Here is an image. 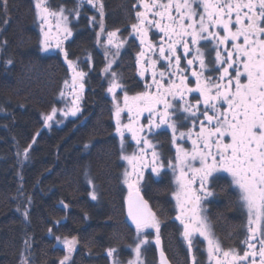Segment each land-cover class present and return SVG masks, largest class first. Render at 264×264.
<instances>
[{"label":"snow or ice","instance_id":"6c2138e0","mask_svg":"<svg viewBox=\"0 0 264 264\" xmlns=\"http://www.w3.org/2000/svg\"><path fill=\"white\" fill-rule=\"evenodd\" d=\"M87 3L96 7L95 0H87ZM140 6L144 11L136 13L138 23L132 24L133 32L139 34L140 44L146 45L148 51H155V46L148 40L150 27L154 25L163 33L167 37V49L162 44L159 55L167 61L168 67L157 73V60L149 57L147 67H144L138 58L140 76L143 78L151 69L152 83L145 85V91L133 96L125 91L123 106L115 95L116 89L122 87L116 82L115 73L108 88V92L113 93L116 133L121 139V151L124 150L125 130L131 133L137 145H144L139 155L134 153L121 157L132 168L131 172L125 171L124 182L129 189L128 218L135 225L139 241L133 249L136 259L130 260L129 264H143L140 260L141 246L149 241L146 236L140 237L146 229L156 230L155 242L157 248L160 247L159 221L148 201L141 196L139 187L144 176L143 168L151 166V171L159 175L165 167L163 164L157 165L159 156L155 151L152 152L151 165L145 159V149L153 147L149 139L141 135L146 126L140 123V118L145 112L148 113L149 133L160 125H167L172 130L176 155L175 162L170 160L167 167L172 170L176 185L173 197L178 214L175 219L183 225L182 235L189 251L193 247V238L198 234L207 241L208 264H264V0H140ZM79 7L77 5L71 11L79 15ZM35 8L36 16L41 21V50L48 51L54 46L64 53L67 60L60 33L64 34L63 39L72 35L68 27L69 16L65 15L69 10L64 7L53 10L48 0H36ZM201 8L202 11H199ZM4 9L7 11L6 0ZM99 10L103 31L102 4ZM50 18L56 20L55 34ZM45 25L48 26L47 31L44 30ZM116 36V31L108 32L107 43L119 49L122 43H114ZM97 37L99 42L100 33H97ZM201 40L214 42L216 67L209 68L211 62H206L209 52L198 46ZM177 45L183 46V57L177 55ZM221 46L226 56L222 54ZM139 55L143 57L145 52L142 50ZM182 59L187 61V68L181 67ZM67 62L73 73L74 90L77 78L82 79L85 74L76 71L72 61ZM197 63L199 71L194 68ZM189 69H193L191 77L195 79L194 87L189 86ZM217 70L221 72L218 79L205 76V71ZM65 85H68V81H65ZM153 86L155 91H152ZM195 93H198V98L193 96L195 105L186 102V96ZM61 96H64L63 92ZM177 98L181 102L179 106L173 103ZM201 104L202 111L199 107ZM56 111L53 108V114L45 117L46 125ZM78 111V108H73L63 114L75 116ZM124 112H127V124L122 123L121 114ZM181 112L187 114L182 119ZM190 119L192 127L186 132H179L180 140L186 137L191 142V149H188L177 143V131L179 127L186 126ZM197 121L199 130L194 131ZM24 152L27 156L28 149ZM223 174L230 178L231 186L238 191V199L248 214L249 235L243 241L247 245L243 255L234 248L225 250L213 237L206 218L200 215L201 202L215 195L211 185L224 178ZM92 198L96 199L95 194H92ZM76 243L75 238L63 240L69 253ZM115 252L114 248L108 249L110 257ZM160 257L161 264H166L163 250ZM68 260L69 256L66 255L60 264H66Z\"/></svg>","mask_w":264,"mask_h":264},{"label":"trees","instance_id":"16d2710c","mask_svg":"<svg viewBox=\"0 0 264 264\" xmlns=\"http://www.w3.org/2000/svg\"><path fill=\"white\" fill-rule=\"evenodd\" d=\"M68 1L49 0V6ZM6 2L7 11L0 0V264H60L66 255V264H110V248L116 249L112 257L123 261L131 229L121 203L124 187L112 103L99 79L105 63L93 45L101 16L92 22L89 10L83 9L71 25L73 38L63 43L67 60H76L90 80L79 114L62 127L45 128L44 116L54 108L69 71L61 55L39 52L33 0ZM101 2L104 29L99 41L109 30L134 20L126 0ZM165 187L161 181L148 186L152 191L144 196L154 197L160 247L176 264L184 257L168 217L172 207ZM91 191H96V199H91ZM235 216L231 199L224 195L217 212L219 239L235 237ZM65 238L77 241L70 253ZM143 261L156 262L151 244L144 249Z\"/></svg>","mask_w":264,"mask_h":264},{"label":"flooded vegetation","instance_id":"af4514ba","mask_svg":"<svg viewBox=\"0 0 264 264\" xmlns=\"http://www.w3.org/2000/svg\"><path fill=\"white\" fill-rule=\"evenodd\" d=\"M86 0H82V2H84ZM102 0H95L96 2V7H91L90 6V10L93 12L91 13V11L89 10V8H87L89 10V12L91 13V21L93 22L94 16L100 15V5L103 3L101 2ZM127 1V9L131 10L132 13L134 14V20L133 21H125L124 25H119L118 27L113 28V30H109L108 32L111 31H116L117 32V36L116 38H118L119 43H122L121 47H124L123 49V53L118 54V60L115 62V64L113 65V68L116 70V82L119 83L122 87L121 88H117L118 90H116V98L120 99L123 98L125 91L127 92V94L129 96H133L136 95L142 91L146 90L145 85L146 84H151L152 83V70H148L145 73V76L142 78L140 76V67H138L137 64V60L138 58L141 61V64L144 65V67H147V60L148 58H152L157 60V67H156V71L157 73H159V71H164L167 67H168V63L166 60H163L160 58L159 55V47L163 44V46L167 49V37H164L163 33H161L158 29L155 28V26H151L150 30L148 32V40L155 46V51H148L147 50V46H142L140 44V39H139V34L133 32L132 29V24L134 23H138L137 17H136V13L138 11H144L143 7L140 6V0H126ZM145 2H150V0H145ZM164 2H167V0H164ZM135 5V7H134ZM85 9V8H84ZM199 11H202V8L199 9ZM175 14V13H174ZM149 18H151V14L149 13ZM234 18V17H233ZM198 19V17H197ZM101 30V29H100ZM100 30L98 33H100ZM118 30V31H117ZM221 34H222V29L220 30ZM105 33V37L104 40L108 39L107 37V33ZM97 36V35H96ZM213 44L214 42L212 41H203L201 40L199 42L200 47H202V49H207L209 54L206 57V62L210 61L211 63H209V68H214L216 67L215 65V51L213 50ZM124 45V46H123ZM230 47V45H229ZM178 48V52L177 55L183 57L184 56V50H183V46L182 45H177ZM145 52V55L143 57H140V53L141 51ZM221 51L222 54L224 56L227 55L226 52H223V46H221ZM191 58V57H189ZM181 67L182 68H187V61L186 60H181ZM195 70L199 71V64L197 63L194 66ZM172 70H175V62L173 59V68ZM193 69H189L188 70V76L191 80V84L189 85L190 87H194L195 86V79L193 77H191V71ZM231 71V70H230ZM221 72L220 70L217 71H205V76H213L216 77L217 79L219 78ZM234 75V72L232 73ZM157 78H159L157 76ZM177 82H178V78ZM85 84V86H84ZM82 89L80 90L81 93L85 96L86 94V89H87V81L86 83H83ZM86 87V88H85ZM104 97L109 99L111 101V111L113 110V95L112 93L108 92L107 87L104 86ZM123 89V90H122ZM152 91H155V87L153 86ZM193 96H196L198 98V93L195 94H191V95H187L185 100L186 102H190L193 105H195L196 101L195 99H193ZM174 104H176L177 106L180 105V101L177 98L176 101H173ZM200 110H203V105L201 104L200 106ZM113 111L111 113V117H112ZM184 115H187L186 113H180V118L182 119ZM148 113L145 112L141 118H140V123L144 124L145 127V131L144 133H142L141 135L145 136L147 139H149L150 143L153 145L152 148H154L155 150H153L152 148H147L145 149V151L147 152V155L145 157V159L150 163L149 165H151V161H152V152L155 151L158 156L159 159L157 161V163L159 164H163L166 168V166L168 165V159L171 160L172 162L175 161V151L173 149L172 146V130L170 128L168 129H162V126L164 125H160L159 128H153L152 132L149 133L148 129H147V125H148ZM175 119V117H174ZM200 119H203V116L200 117ZM125 116L123 119V123H125ZM158 123V121H157ZM192 127V120H188L186 122V126L184 127H179L178 131H177V137L179 136V132L180 131H184L186 132L188 130V128ZM114 128V125H113ZM199 130V121L196 122V127L194 129V131H198ZM117 136L115 135V138ZM125 142H124V153L125 154H133V152L135 151L136 147L134 145V143H131L128 141V136H125ZM117 142V140H116ZM118 143V142H117ZM177 143H179L181 146H184L188 149H191V142L187 140V138L185 137V139L183 140V142H181L180 140H177ZM120 149H121V141L120 144L118 143V154L120 153ZM173 154V155H172ZM120 155V154H119ZM148 158V159H147ZM149 171L145 172V175L143 176L142 181L140 182V194L141 196H143V198L148 201L149 206L151 207L152 210H154V204H153V196L151 198H148L145 195L146 191H152V190H148V186L154 188V185L156 183H159L160 181L166 185V187L164 188V194L166 195V198L169 200L170 206L173 204V200H172V184H171V178L172 175L171 173H169V171L163 169L164 171H160V174L157 175L155 173H153L151 171V166ZM222 179L218 180L217 182H215L214 184L211 185L212 190L214 191L215 195L212 197H208L206 200L201 202V212H203L204 216L207 219L208 225L210 226V229L212 230V232L214 233V235L216 236V231H218V227L217 224L220 225L218 219H217V212L220 209V205L222 204V200H223V196L227 195L229 196V198L231 199V203H232V207L234 210V213H236V216L233 218L232 222H234V224L236 225V233H235V237L233 239H227V238H222L219 239V237H217V240L220 242L221 246L225 249L228 250L230 248H234L238 251V253L240 255H243V252L246 250L247 245L243 243V241L246 239V237L249 235L248 230H246V224H245V213L242 210V206H241V202L238 199V192L237 190L231 186V182H230V178L227 177V174H223ZM145 183H148V186L145 185ZM158 186V185H156ZM123 197V195H122ZM128 197V195L126 196V198ZM124 198V197H123ZM126 198H124V201L126 200ZM123 200V199H122ZM123 201V202H124ZM124 204V203H123ZM172 207V206H171ZM124 208V205H123ZM125 211V208H124ZM200 212V214H201ZM177 211L174 210V207L170 210L168 217L170 218V220L173 222V225L175 227V229L173 230V232L176 234V236H178V239L180 241L179 245V249H182L181 251V255L184 257L183 260H181V262H177L176 264H194V259H195V264H208V258L205 255V247H204V242L203 240L200 239V237H198L197 235L195 236V238H193V247L192 250L189 251L188 248V244L185 241V244H183L182 242V238H180V234L181 232L183 233V225L180 224V222L178 220L175 219L176 215H177ZM124 219H125V215H124ZM126 220V219H125ZM127 223V220H126ZM128 225V223H127ZM129 226V225H128ZM130 227V226H129ZM135 228V227H130V229ZM133 229L131 230L130 236H132ZM161 232V231H160ZM159 232V235H160ZM184 239V238H183ZM259 240V237H257V241ZM156 243V242H155ZM160 250H163L161 247L157 248V245L154 246V250H155V263L152 264H159V258H158V252ZM164 252V250H163ZM127 254L129 255L130 253L127 251ZM164 255L166 257V254L164 252ZM127 257V256H126ZM167 259V257H166ZM168 260V259H167ZM169 261V260H168ZM169 264H171V262L169 261Z\"/></svg>","mask_w":264,"mask_h":264},{"label":"rangeland","instance_id":"374dc122","mask_svg":"<svg viewBox=\"0 0 264 264\" xmlns=\"http://www.w3.org/2000/svg\"><path fill=\"white\" fill-rule=\"evenodd\" d=\"M68 2L69 3L63 2L61 4V6H57L56 5V2H55L54 3L55 7L54 6H50V8L53 9V10H59L61 7H64L65 9L69 10V11H66L65 12V15H68L69 16L68 27L71 29L72 35L70 37H68L67 39H63V35L64 34L63 33H60V37L63 40V43L64 42H67V41H70L73 38L72 37L73 36V29H72V26L71 25L73 24V22H76V20L80 18L81 11H83L84 8H89V10H90V6L93 7L92 5H89L87 3V0L84 1V2H82V0H69ZM35 3H36V0H33L34 17H35V28L38 31V39H39L38 40V49H39V52L41 54L45 55V56H53V55H56V54L61 55L60 57L63 60V64L65 63V65L67 66V70L69 71L68 77L65 80V81H68V85L66 86L65 85V81L63 80L61 82V85H60L58 91H57L58 93L56 95V101H55L56 104L54 106V108L57 109V111L53 115V119L51 121H49L47 125L45 124V117L48 116V115H50V114H53L52 113L53 108H52V110L44 116V120H43L44 121L45 128H50L52 126L62 127L63 125H65V123L68 120L75 119L77 117V115L79 114L78 113L79 111H78L75 116H73L71 114L65 116L63 114V112H68L69 109H73V108H78L80 110V107L82 105V102L81 101H82L83 95H84V92L82 94L81 91H80L82 89L81 85H83V83H86L87 80H88L87 83L90 84V80L87 77V74L84 75V77L82 79L78 77L77 78L76 85H75V89L73 90V87H72V83H73V81H72L73 73L69 69L67 60L64 59L65 58L64 53L61 52L59 49H57L54 46L52 48H50L48 51H42L41 50V43L40 42L43 39V36H42V33H41V29H40L41 21L36 16ZM48 3H49V0H48ZM77 5L80 6L79 7V15H77L76 12L71 11L72 9L76 8ZM91 13H93V12L91 11ZM50 20H51V24H52L53 34H55L56 33V20H55V18H50ZM44 30L45 31L48 30V26L47 25L44 26ZM99 40H100V37H99ZM54 43H55V41H53V45H54ZM114 43H119L118 38H115ZM93 45H94L95 48L98 49L99 53L101 54V57H103V60H104V63L105 64H104L103 69L100 67L101 69H100V73H99V79L103 82V84H105L104 86H106L107 89H108L110 87L112 81H113V73H116V70L113 68V65L118 60V54L120 53V55H121V53H123L122 51H123L124 47H120L119 49H117L113 45H109L107 43V39L106 40L103 39V40H101V41L98 42V37L97 36H96L95 40H93ZM62 47H63V44H62ZM73 64H74V66L76 68V71L81 72L80 69H78V67H77L76 60H75V62H73ZM109 64L111 65L110 67H109ZM91 67L92 66L89 63L88 70H90ZM94 75L96 76V74H94ZM94 79H95V82L98 81V79L96 77ZM84 86H85V84H84ZM116 90H118V89H116ZM61 92L64 93V96L63 97L61 96ZM112 95H113V93H112ZM115 95H116V93H115ZM74 100L76 101L75 104H73V101ZM117 100L119 101L120 105L123 106V98L120 97V99H117ZM112 111H113V114H112V117H111V122H113V125H114L113 133L117 136L116 137V140L120 144V141H121L120 136L116 133V120H115V116H114V113H115V104L114 103H113V110ZM124 116H125V119H126L124 124H127L128 123L127 112H124V113L121 114L122 123L124 122L123 121ZM164 128L165 129H168L167 128V125L162 126V129H164ZM124 136H128V141L131 142V143H134L136 149L133 152V154L135 153V154L139 155L140 154V149L143 148L144 145L143 144L137 145L136 142L132 139L131 133H129L127 130L124 131ZM177 138H178L177 140H180L179 139V136ZM180 141L183 142V140H180ZM172 146H173V149L175 151V154H174V156H175L176 155V148H175V146L173 144H172ZM152 149L155 150L154 148H152ZM119 154L120 155L118 157V163H119V165H121L120 166V171H119V174L121 176V180L120 181H121V185L124 187L123 197L126 198V196L129 194V189H128V185L124 182L125 181L124 173H125V171L131 172L132 171V168H131V166L128 164V162L126 160H124V159L121 158L122 155H128V154H125L124 153V150L122 152L121 149H120V153ZM133 154H129V156L130 155H133ZM169 161L170 160L168 159V162L167 163H169ZM173 162H175V161H173ZM157 165H159V163H157ZM163 169L169 171V173H171V175H172V178H171V184H172V192H171V195H172V200H173L172 203L173 204L171 206H172V208L174 207V210L175 211H177V209H176V201H175V199L173 197V192L175 191V188H176V185L174 184V176H173L172 170L170 168H168L167 166H166V168L165 167L162 168L161 169V172L164 171ZM149 170H150V167L143 168V174L145 175V172L146 171H149ZM133 179H134V177H133ZM139 187H140V185H139ZM92 194H96V191H91V196H90L91 199H92ZM124 198H123V200L121 202L122 204L124 203L123 202L124 201ZM241 206H242L243 212L246 215V217H245V224H246V227H247L246 230H248V214H247V210L243 207L242 203H241ZM153 212L156 213L157 219H158V221L160 223V220H159L160 218L158 217L157 210L155 209V210H153ZM124 213H125V211H124ZM200 215L202 217H205L204 214H203V212H201ZM159 227H160V225H159ZM132 229H133V232H132L133 234H132V236H130V240L131 241L128 244H126V246H125V250L128 251L130 254L129 255L127 254V257L123 261L122 260L119 261L118 257H116V258L115 257H111L110 262H109L110 264H114V262H116V264H129V261L130 260H135L136 259V255H135V252L133 251V249H134L136 243H138L139 241L137 239L136 228H132ZM211 233H212L213 237L215 239H217V237L214 235V233L212 232V230H211ZM181 235H182V232L180 234V238H182ZM145 236L147 237L149 243L141 246V256H140V260L143 262V264H144V261H143V252H144V249L149 244H151L153 247L156 246V243H155L156 236H157L156 230L155 229H146L143 233H141V237L140 238H144ZM197 236L200 237L201 240H203L204 247H205V249H204L205 255L208 258L207 241H205L204 238L201 237V236H199L198 234H197ZM182 242H183V244H185V241H184L183 238H182ZM156 260H157V258H156Z\"/></svg>","mask_w":264,"mask_h":264},{"label":"water","instance_id":"95a60500","mask_svg":"<svg viewBox=\"0 0 264 264\" xmlns=\"http://www.w3.org/2000/svg\"><path fill=\"white\" fill-rule=\"evenodd\" d=\"M124 208H125V219L127 220L128 225L130 227H135V225L132 223V221L128 218V213H127V198L124 201ZM160 251L161 250L159 249V252H158L159 264H161ZM166 264H169V261L167 259H166Z\"/></svg>","mask_w":264,"mask_h":264}]
</instances>
